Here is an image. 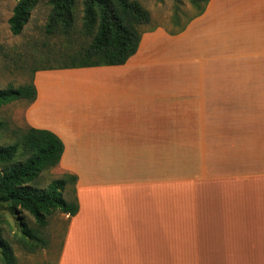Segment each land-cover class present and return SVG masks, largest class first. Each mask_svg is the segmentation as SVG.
<instances>
[{"label":"crops","instance_id":"obj_1","mask_svg":"<svg viewBox=\"0 0 264 264\" xmlns=\"http://www.w3.org/2000/svg\"><path fill=\"white\" fill-rule=\"evenodd\" d=\"M36 83L26 125L75 176L58 264H264V0H208L122 65Z\"/></svg>","mask_w":264,"mask_h":264},{"label":"trees","instance_id":"obj_2","mask_svg":"<svg viewBox=\"0 0 264 264\" xmlns=\"http://www.w3.org/2000/svg\"><path fill=\"white\" fill-rule=\"evenodd\" d=\"M189 1L197 15L203 12L208 2ZM37 2L15 0L12 15L7 21L13 36L22 32ZM79 2L82 8L81 31L90 39L89 43L66 51L61 59L62 65L42 68L41 71L122 65L136 52L143 32L140 28L150 20L148 11L136 0H49L51 9L45 32L69 40L74 31L75 10ZM35 99L33 79L19 87L0 89V107L19 100L30 104ZM7 130V123L0 121V132ZM62 152L63 144L56 135L31 127H27L19 140L0 145V204L25 211L34 219L37 229L28 227L26 221L19 218L22 235L33 242L27 245L30 251L41 243L38 229L46 226L51 212L59 211L71 217L78 211L75 196L73 200L63 197L66 185L69 182L74 185L75 176L65 174L52 180L45 188L34 184L41 172L57 166ZM0 264H16L11 245L1 233Z\"/></svg>","mask_w":264,"mask_h":264},{"label":"rangeland","instance_id":"obj_3","mask_svg":"<svg viewBox=\"0 0 264 264\" xmlns=\"http://www.w3.org/2000/svg\"><path fill=\"white\" fill-rule=\"evenodd\" d=\"M136 1L148 11L150 17L148 24L141 26L142 31L154 26L177 30L196 12L189 0ZM48 2L49 0H38L22 32L13 36L7 21L12 15L15 0H0V89L7 86L19 87L30 83L32 79L34 82V78L40 74L36 83L47 92L59 93L69 88L68 80L72 74H42L46 71L41 69L62 65L61 59L66 51L87 45L90 39L81 31L80 2L75 10L74 31L69 40L47 34L45 24L51 9ZM27 105L25 101L19 100L0 107V121H5L8 125L7 131L0 132V145L19 140L27 129L24 120ZM62 176L55 168L47 169L40 173L34 184L45 188L52 180ZM63 197L66 200L74 198L73 185L70 182L65 187ZM20 217L26 221L28 227L37 229L34 219L27 212L0 204V233L11 245L16 264H58L68 233V215L59 211L51 212L46 226L38 229L41 243L32 251L27 245L33 242L22 235Z\"/></svg>","mask_w":264,"mask_h":264},{"label":"bare ground","instance_id":"obj_4","mask_svg":"<svg viewBox=\"0 0 264 264\" xmlns=\"http://www.w3.org/2000/svg\"><path fill=\"white\" fill-rule=\"evenodd\" d=\"M67 79V78H66Z\"/></svg>","mask_w":264,"mask_h":264}]
</instances>
